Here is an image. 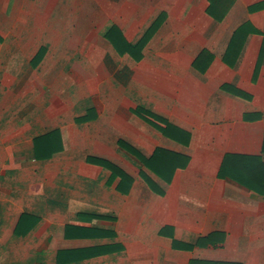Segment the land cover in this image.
<instances>
[{
    "label": "crops",
    "instance_id": "obj_1",
    "mask_svg": "<svg viewBox=\"0 0 264 264\" xmlns=\"http://www.w3.org/2000/svg\"><path fill=\"white\" fill-rule=\"evenodd\" d=\"M0 264H264V0H0Z\"/></svg>",
    "mask_w": 264,
    "mask_h": 264
},
{
    "label": "trees",
    "instance_id": "obj_2",
    "mask_svg": "<svg viewBox=\"0 0 264 264\" xmlns=\"http://www.w3.org/2000/svg\"><path fill=\"white\" fill-rule=\"evenodd\" d=\"M214 15H216V16L218 17L217 14H214ZM43 140H44V137L40 138V139L38 140V142L40 143V142H42Z\"/></svg>",
    "mask_w": 264,
    "mask_h": 264
}]
</instances>
